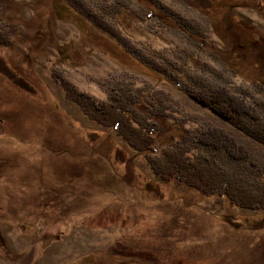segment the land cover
<instances>
[{"label": "rangeland", "instance_id": "obj_1", "mask_svg": "<svg viewBox=\"0 0 264 264\" xmlns=\"http://www.w3.org/2000/svg\"><path fill=\"white\" fill-rule=\"evenodd\" d=\"M154 1L123 10V35L169 55L201 43L214 82L264 93V0H159L200 22L192 43ZM0 34V264H264V210L165 183L68 101L58 77L98 99L117 83L169 94L181 114L160 121L153 154L180 137L183 118L231 125L66 0H0Z\"/></svg>", "mask_w": 264, "mask_h": 264}, {"label": "trees", "instance_id": "obj_2", "mask_svg": "<svg viewBox=\"0 0 264 264\" xmlns=\"http://www.w3.org/2000/svg\"><path fill=\"white\" fill-rule=\"evenodd\" d=\"M66 1L100 30L114 37L129 53L226 121L237 134L219 125L198 121L194 122L197 125L189 126L191 124L187 125L183 118L179 122L180 137L159 154H153L156 135L162 131L160 121L171 118L177 121L174 117L181 114L169 94L147 86L117 83L107 87L105 99H98L58 77L67 100L76 104L88 119L113 130L131 148L144 153L152 171L165 183L175 182L204 196L226 199L240 208L264 210V93L261 86L214 82L208 75L211 72L208 63L197 58L206 51L201 43H195L194 52L176 48L173 55L151 43L143 48L135 45L130 37L122 34L118 18L133 0ZM153 3L187 32L183 41L192 43L190 34L202 33L200 22L181 16L159 0ZM151 16L150 11L147 18ZM6 43V36L0 34V44ZM209 58L212 64L217 62L212 54Z\"/></svg>", "mask_w": 264, "mask_h": 264}]
</instances>
